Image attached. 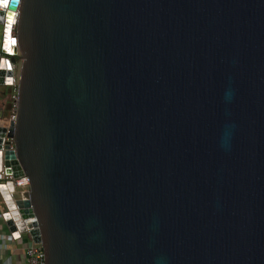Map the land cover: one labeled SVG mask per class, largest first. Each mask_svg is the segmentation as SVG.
Listing matches in <instances>:
<instances>
[{"label": "water", "instance_id": "95a60500", "mask_svg": "<svg viewBox=\"0 0 264 264\" xmlns=\"http://www.w3.org/2000/svg\"><path fill=\"white\" fill-rule=\"evenodd\" d=\"M0 7L13 239L43 264H264V0Z\"/></svg>", "mask_w": 264, "mask_h": 264}, {"label": "built area", "instance_id": "2783aa9c", "mask_svg": "<svg viewBox=\"0 0 264 264\" xmlns=\"http://www.w3.org/2000/svg\"><path fill=\"white\" fill-rule=\"evenodd\" d=\"M0 10H4V8L0 7ZM17 15L15 16V19ZM11 38L15 37V25L13 24L10 32ZM13 75L11 77V81L9 85L0 86L5 90V96L7 98L5 104V110L3 111V106L0 107V153H4L5 151L14 152V142L13 139L7 136L8 129L15 120V101H16V69L12 66ZM7 182H11L15 191H23L28 187V180L24 176L19 164L16 160H2L1 168H0V184H6ZM36 221L34 217L24 219L23 223L32 224ZM26 237V243L23 247V257L24 264H43V251L40 245L33 243L29 237L28 232L26 234H21V237ZM8 241H15L10 235L7 238ZM19 240V239H18Z\"/></svg>", "mask_w": 264, "mask_h": 264}, {"label": "crops", "instance_id": "0c3cea01", "mask_svg": "<svg viewBox=\"0 0 264 264\" xmlns=\"http://www.w3.org/2000/svg\"><path fill=\"white\" fill-rule=\"evenodd\" d=\"M2 37V27L0 26V42ZM5 95L4 88L0 87V107ZM6 97V96H5ZM5 211V205L0 195V264H24L23 247L26 243V238L22 236L19 240L8 241L10 233L2 219V214Z\"/></svg>", "mask_w": 264, "mask_h": 264}, {"label": "trees", "instance_id": "16d2710c", "mask_svg": "<svg viewBox=\"0 0 264 264\" xmlns=\"http://www.w3.org/2000/svg\"><path fill=\"white\" fill-rule=\"evenodd\" d=\"M5 96V95H4ZM4 105V106H3ZM2 106H3V108H2V110L4 111L5 110V104H2ZM24 238H26L25 236H24ZM26 240V239H25Z\"/></svg>", "mask_w": 264, "mask_h": 264}, {"label": "rangeland", "instance_id": "374dc122", "mask_svg": "<svg viewBox=\"0 0 264 264\" xmlns=\"http://www.w3.org/2000/svg\"><path fill=\"white\" fill-rule=\"evenodd\" d=\"M17 64H18V62H17ZM6 100H7V98L4 96L3 102H6Z\"/></svg>", "mask_w": 264, "mask_h": 264}]
</instances>
